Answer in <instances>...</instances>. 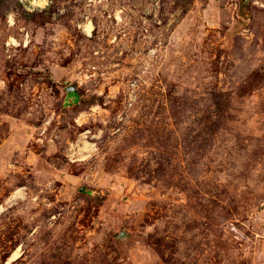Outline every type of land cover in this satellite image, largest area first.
<instances>
[{
	"label": "rangeland",
	"instance_id": "374dc122",
	"mask_svg": "<svg viewBox=\"0 0 264 264\" xmlns=\"http://www.w3.org/2000/svg\"><path fill=\"white\" fill-rule=\"evenodd\" d=\"M34 1L0 0V264H264V0Z\"/></svg>",
	"mask_w": 264,
	"mask_h": 264
},
{
	"label": "built area",
	"instance_id": "2783aa9c",
	"mask_svg": "<svg viewBox=\"0 0 264 264\" xmlns=\"http://www.w3.org/2000/svg\"><path fill=\"white\" fill-rule=\"evenodd\" d=\"M7 47H9V44H6ZM19 46V44H18ZM83 136V137H82ZM82 137V139H81ZM88 135L87 133H83L80 135V138L77 142H75V144H70L69 145V158H70V161L71 163H74L76 161H83L85 160L86 158H88L89 154L92 152V148H94V146L89 142L88 140ZM82 141H85L87 143V148H89V150H85L83 148V142ZM81 155H84V159L81 158ZM83 159V160H82Z\"/></svg>",
	"mask_w": 264,
	"mask_h": 264
},
{
	"label": "bare ground",
	"instance_id": "6f19581e",
	"mask_svg": "<svg viewBox=\"0 0 264 264\" xmlns=\"http://www.w3.org/2000/svg\"><path fill=\"white\" fill-rule=\"evenodd\" d=\"M45 3H46V0H39V1H34L32 4L43 6ZM91 29H92L91 24H87L85 26V30L87 33H90ZM11 41H13V40L11 39ZM87 147H88L87 143L85 141H83V148L88 151L89 148H87ZM83 157H84V155H81V158H83ZM17 197H23V195H21V189H18L14 193H12L11 196L8 197V199L6 200V203L10 204V202H13ZM2 211H4V207L0 206V212H2ZM18 257H19V249H17V251H15L12 254V256L8 259L7 264H10L12 261L16 260Z\"/></svg>",
	"mask_w": 264,
	"mask_h": 264
},
{
	"label": "water",
	"instance_id": "95a60500",
	"mask_svg": "<svg viewBox=\"0 0 264 264\" xmlns=\"http://www.w3.org/2000/svg\"><path fill=\"white\" fill-rule=\"evenodd\" d=\"M75 89L71 87V89H68V92H74Z\"/></svg>",
	"mask_w": 264,
	"mask_h": 264
}]
</instances>
